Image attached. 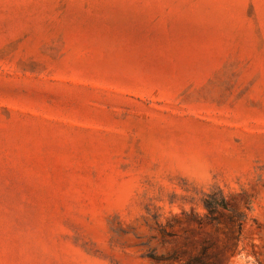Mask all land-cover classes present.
I'll list each match as a JSON object with an SVG mask.
<instances>
[{
	"label": "rangeland",
	"instance_id": "374dc122",
	"mask_svg": "<svg viewBox=\"0 0 264 264\" xmlns=\"http://www.w3.org/2000/svg\"><path fill=\"white\" fill-rule=\"evenodd\" d=\"M0 264H264V0H0Z\"/></svg>",
	"mask_w": 264,
	"mask_h": 264
},
{
	"label": "trees",
	"instance_id": "16d2710c",
	"mask_svg": "<svg viewBox=\"0 0 264 264\" xmlns=\"http://www.w3.org/2000/svg\"><path fill=\"white\" fill-rule=\"evenodd\" d=\"M203 206L208 212L217 211L218 209L228 210V205L224 196L220 193L218 195L212 194L205 198Z\"/></svg>",
	"mask_w": 264,
	"mask_h": 264
}]
</instances>
